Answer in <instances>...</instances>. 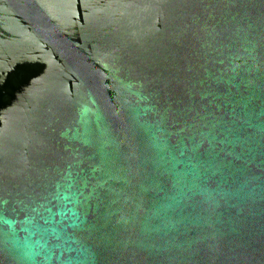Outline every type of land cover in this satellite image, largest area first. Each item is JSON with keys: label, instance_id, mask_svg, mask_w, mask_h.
Instances as JSON below:
<instances>
[{"label": "water", "instance_id": "water-1", "mask_svg": "<svg viewBox=\"0 0 264 264\" xmlns=\"http://www.w3.org/2000/svg\"><path fill=\"white\" fill-rule=\"evenodd\" d=\"M0 264H264V0H0Z\"/></svg>", "mask_w": 264, "mask_h": 264}]
</instances>
